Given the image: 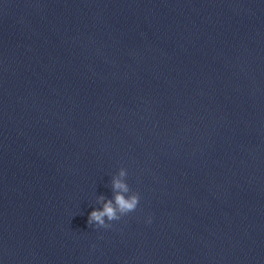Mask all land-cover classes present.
Masks as SVG:
<instances>
[{"label": "clouds", "instance_id": "obj_1", "mask_svg": "<svg viewBox=\"0 0 264 264\" xmlns=\"http://www.w3.org/2000/svg\"><path fill=\"white\" fill-rule=\"evenodd\" d=\"M127 170L120 168L118 175L112 178L113 197L105 199L99 197L98 202H102L101 208H95L88 216V225H95L98 228H110V222L118 221L121 217L134 212L139 204L140 195L131 191L126 182ZM151 223V217L148 218Z\"/></svg>", "mask_w": 264, "mask_h": 264}]
</instances>
